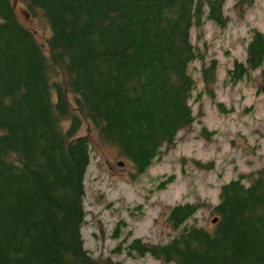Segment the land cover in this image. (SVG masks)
Here are the masks:
<instances>
[{"label": "trees", "instance_id": "obj_1", "mask_svg": "<svg viewBox=\"0 0 264 264\" xmlns=\"http://www.w3.org/2000/svg\"><path fill=\"white\" fill-rule=\"evenodd\" d=\"M22 1L50 35L44 50L12 0H0V264H99L81 235L90 140L77 131L87 122L145 172L194 121L189 65L204 55L190 29L205 13L223 27L224 0ZM246 54L226 70L230 83L262 63L264 33L252 30ZM216 69L214 59L202 67L206 89ZM198 206H172L177 234L135 238L127 253L164 264H264V168L221 185L212 231L185 225Z\"/></svg>", "mask_w": 264, "mask_h": 264}, {"label": "rangeland", "instance_id": "obj_2", "mask_svg": "<svg viewBox=\"0 0 264 264\" xmlns=\"http://www.w3.org/2000/svg\"><path fill=\"white\" fill-rule=\"evenodd\" d=\"M12 4L20 22L35 32L46 50L50 35L46 21L26 10L22 0H12ZM223 14V27L208 20L205 13L202 23L190 29L192 43L204 55L189 65L196 81L189 101L194 121L178 131L173 145L162 147L145 172L137 173L114 147L101 142L87 122L77 131L90 140L83 199L87 215L81 235L84 248L101 262L164 264L148 254H129L126 247L135 238L154 244L177 234L167 216L178 203L199 205L186 226L212 231L216 217L212 207L221 185L264 168V60L235 83L229 82L226 73L234 60L245 62L252 30L264 33V0H224ZM213 59L215 78L206 89L201 69Z\"/></svg>", "mask_w": 264, "mask_h": 264}, {"label": "water", "instance_id": "obj_3", "mask_svg": "<svg viewBox=\"0 0 264 264\" xmlns=\"http://www.w3.org/2000/svg\"><path fill=\"white\" fill-rule=\"evenodd\" d=\"M24 14H25V16H27V15H26V12H25ZM261 91H262V93H264V76H263V78H262ZM216 220H217V217H214V218L212 219V222H216Z\"/></svg>", "mask_w": 264, "mask_h": 264}, {"label": "flooded vegetation", "instance_id": "obj_4", "mask_svg": "<svg viewBox=\"0 0 264 264\" xmlns=\"http://www.w3.org/2000/svg\"><path fill=\"white\" fill-rule=\"evenodd\" d=\"M24 13H25V10H24Z\"/></svg>", "mask_w": 264, "mask_h": 264}]
</instances>
